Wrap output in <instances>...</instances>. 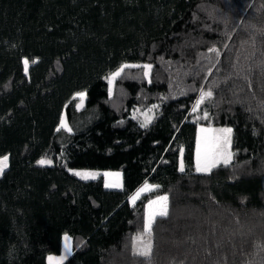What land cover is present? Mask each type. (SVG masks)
I'll use <instances>...</instances> for the list:
<instances>
[{
	"label": "trees",
	"instance_id": "trees-1",
	"mask_svg": "<svg viewBox=\"0 0 264 264\" xmlns=\"http://www.w3.org/2000/svg\"><path fill=\"white\" fill-rule=\"evenodd\" d=\"M122 65L140 67L110 95ZM201 90L213 95L193 112ZM151 108L141 127L133 111ZM198 126L232 129L228 165L196 171ZM3 156L0 264H46L65 235L62 264H264V0H0ZM149 240L151 256L135 254Z\"/></svg>",
	"mask_w": 264,
	"mask_h": 264
},
{
	"label": "snow or ice",
	"instance_id": "snow-or-ice-1",
	"mask_svg": "<svg viewBox=\"0 0 264 264\" xmlns=\"http://www.w3.org/2000/svg\"><path fill=\"white\" fill-rule=\"evenodd\" d=\"M210 52H215L217 51L215 48L209 49ZM24 64H25V71H27L28 68V64L29 61L27 59L24 60ZM129 67H140L139 65H122L117 71L113 72L110 74V76L107 78L108 79V83L110 85L109 87V94L111 95L112 93V87L111 85L114 83V81L120 77L122 75V73L124 72L125 68H129ZM144 68V75L148 76L150 73V70L152 68L151 64H145L143 65ZM84 93H78L77 96L83 98L84 97ZM213 95L211 90L208 91H203L201 90L200 93V98L196 101V105L193 108V112L197 111L199 109V106L204 103V101L206 99L211 98ZM79 107V106H78ZM153 107H156L155 105ZM207 117V113H205V118ZM151 117L147 116V114H145V121L144 123L141 124V127H147L148 123L151 122ZM61 127L67 128V124L62 120L61 121ZM59 130V129H58ZM70 131V129H68ZM201 132L206 133L208 132V129H204L201 128L200 129ZM218 131L220 133H223L222 136H218L215 138L213 143H209V139L208 137H204L203 138V148L201 147V139L198 138L197 141V153H196V170L198 172H210L212 168L217 167L219 164L223 163L224 165H227L230 163L231 158H232V153L228 150L230 147V143H231V139H230V134L232 132V129L230 128H225V129H219V130H215ZM7 161H8V156H3L0 157V173H2L4 171V169L7 167ZM39 164L44 165V164H50L51 161L48 160H44L41 159L40 161H38ZM183 164L181 162V171H183ZM74 175L80 176L82 179H95L96 178V173H91V172H74ZM105 176H109V175H115V176H119V173H105ZM120 185L118 183H105V187H109V188H114V187H119ZM153 186L150 185H145V188H151ZM144 191V188H141L139 190V192L133 196L131 199L134 202L135 199L139 196V194L141 192ZM167 200L168 197L167 196H161V197H157V199L155 201H149V207L151 208L152 205L157 204L159 202H163L161 204V207L158 211H153L150 212L145 219V232L149 234V236L151 235L152 232V224L155 221L156 216H167L168 212H167ZM65 239V250L68 251V244L67 241L70 239L67 235H65L64 237ZM136 240H139L143 243V236H139L135 238ZM152 253V242L151 240H149L146 244H143V247L139 250L136 251L135 254H138L140 256H143L145 258H148L151 256ZM64 257H52L49 256L48 260H49V264H62Z\"/></svg>",
	"mask_w": 264,
	"mask_h": 264
},
{
	"label": "rangeland",
	"instance_id": "rangeland-1",
	"mask_svg": "<svg viewBox=\"0 0 264 264\" xmlns=\"http://www.w3.org/2000/svg\"><path fill=\"white\" fill-rule=\"evenodd\" d=\"M23 65H24V69H25V64H24V61H23ZM129 68H131V67H129ZM125 69H127V68H125ZM124 69V70H125ZM26 72V71H25ZM110 76V75H109ZM148 77V76H147ZM116 81V80H115ZM114 81V82H115ZM107 84H108V91H109V87H110V85H109V83H108V79H107ZM113 85H114V83L111 85V87H112V89H113ZM112 94V93H111ZM76 98H78L79 99V103H78V105H77V107H78V109H82V107H83V104H84V97L83 98H81V97H79V96H76ZM200 98V97H199ZM198 98V99H199ZM197 99V100H198ZM196 100V101H197ZM196 105V102H195V104H194V106ZM194 108V107H193ZM134 112V114H135V116H137V117H140L141 118V121L143 120V122L142 123H144V121H145V114H147V116H149V117H153V114H154V108H151L150 110H148L147 112H144V113H140V112H138V111H133ZM196 112V111H195ZM64 121L65 122V120H64V116H62V118H61V121ZM152 120V119H151ZM61 121H60V127H61ZM66 123V122H65ZM61 128H63V129H65V130H67V131H69L68 130V126H67V128H64V127H61ZM201 128H204V129H208V132H206V133H203V132H201L200 131V129ZM219 129H225V128H216V129H212V128H210V127H204V126H198L197 127V141H198V138H200L201 139V147L203 148V138L204 137H208V139H209V143L211 144V143H213L214 142V140H215V138L216 137H218V136H222L223 135V133H220V132H218V131H215V130H219ZM231 137H232V132H231V134H230V139H231ZM231 153H232V149H231V143H230V147H229V149H228ZM196 153H197V143H196V151H195V159H194V163H195V169H196ZM46 161H48V160H46ZM231 161H232V158H231ZM230 161V162H231ZM41 165V164H40ZM45 166H51L52 165V162L50 163V164H44ZM219 165H224L223 163H221V164H219ZM228 165V164H227ZM197 171V170H196ZM74 172H91V173H96L97 175H98V172L97 171H92V170H73L72 171V173H74ZM198 172V171H197ZM198 173H200V174H205V173H208V172H198ZM96 175V176H97ZM77 178H79V179H82L80 176H77V175H75ZM118 177V176H117ZM82 180H85V179H82ZM87 180H92V179H87ZM118 181H119V183L121 184L122 183V178L120 177V178H118ZM145 185L146 184H144V185H142V187L141 188H144V191L143 192H141L140 194H145V193H148V192H150L152 189H150V188H145ZM148 185V184H147ZM140 188V189H141ZM104 189L105 190H109L110 191V189H108V188H106L105 186H104ZM139 189V190H140ZM139 190H138V192H139ZM111 191H120V189L119 190H111ZM137 192V193H138ZM136 193V194H137ZM135 194V195H136ZM139 194V196H141ZM134 195V196H135ZM139 196L135 199V201L139 198ZM133 197V196H132ZM131 197V198H132ZM161 197V196H160ZM130 198V200H131V202H133L132 201V199ZM157 198H155V199H153V200H151V201H155ZM163 202H159V203H157V204H154V205H152L151 206V208L149 207V202H148V204L146 205V209H145V219H146V216L150 213V212H153V211H158L159 209H160V207H161V204H162ZM167 203V202H166ZM112 208V205L111 206H107V208ZM157 217V216H156ZM62 249H65V245L63 244V247H62ZM72 251V250H71ZM69 252H70V248H69ZM66 255H65V254ZM72 255V252H70V253H68V251L67 252H62L59 256L60 257H66L64 260H66V259H68L70 256Z\"/></svg>",
	"mask_w": 264,
	"mask_h": 264
},
{
	"label": "crops",
	"instance_id": "crops-1",
	"mask_svg": "<svg viewBox=\"0 0 264 264\" xmlns=\"http://www.w3.org/2000/svg\"><path fill=\"white\" fill-rule=\"evenodd\" d=\"M105 173H119V172H112V171H106V172H103L102 173V176H103V185L105 186V183L106 182H108V183H118L120 186L119 187H114V188H109V187H106V188H108V189H110V190H121L122 189V183L120 184L119 183V181H118V178H120L121 177V174L117 177V176H115V175H109V176H105L104 174ZM122 178V177H121ZM144 185V184H143ZM142 187V186H141ZM141 187H139L129 198H128V201H129V203L130 204H133L134 202H131V200H130V198L132 197V196H134L137 192H138V190L141 188ZM150 189H153V187H151ZM140 195H142V194H140ZM140 197V196H139ZM112 205V208H107V206H111ZM117 207V204H109V203H104V209L107 211L106 213L107 214H110L115 208ZM105 216H108V215H105ZM64 237L65 236H63L62 237V247H63V244L65 245V239H64ZM67 244H68V249L70 248V252H72L71 251V239H69L68 241H67ZM62 252H67L65 249H62L61 248V253ZM69 252V250H68V253H70ZM60 253V254H61ZM65 254V253H64ZM66 255V254H65ZM49 257V256H48ZM48 257H47V259H46V264H49V260H48ZM52 257H56V258H59L60 256H52ZM66 257H64V259H65ZM63 259V261H62V263L65 261Z\"/></svg>",
	"mask_w": 264,
	"mask_h": 264
}]
</instances>
